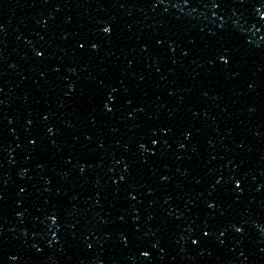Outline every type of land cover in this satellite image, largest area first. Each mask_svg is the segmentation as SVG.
Masks as SVG:
<instances>
[{"label": "water", "instance_id": "1", "mask_svg": "<svg viewBox=\"0 0 264 264\" xmlns=\"http://www.w3.org/2000/svg\"><path fill=\"white\" fill-rule=\"evenodd\" d=\"M0 264H264V0H0Z\"/></svg>", "mask_w": 264, "mask_h": 264}]
</instances>
